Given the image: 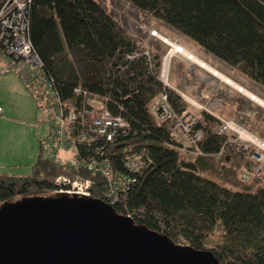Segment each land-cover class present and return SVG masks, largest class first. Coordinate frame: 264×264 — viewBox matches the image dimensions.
I'll list each match as a JSON object with an SVG mask.
<instances>
[{
  "label": "trees",
  "instance_id": "trees-1",
  "mask_svg": "<svg viewBox=\"0 0 264 264\" xmlns=\"http://www.w3.org/2000/svg\"><path fill=\"white\" fill-rule=\"evenodd\" d=\"M129 1L264 86V0ZM5 2L0 0V9ZM29 20L34 47L62 94L73 96L77 86L108 94L112 110L130 121L129 132L112 145L117 166L125 171L127 146L146 148L151 155L152 161L125 190V200L115 205L118 212L171 241L184 238L202 252H213L221 264H264V171L243 178L245 167L255 171L250 153L216 131L221 121L207 110L196 125L204 132L198 147L202 153L190 158L175 148L174 121L160 123L150 106L164 91L178 116L189 105L159 79L162 56L152 50L154 71L146 56L122 70L126 54L141 44L99 0H33ZM77 175L93 180V198L107 201L110 185L101 174L60 165L41 148L31 174L0 171V205L34 193H54L58 177ZM211 241L214 247L207 245Z\"/></svg>",
  "mask_w": 264,
  "mask_h": 264
},
{
  "label": "built area",
  "instance_id": "built-area-1",
  "mask_svg": "<svg viewBox=\"0 0 264 264\" xmlns=\"http://www.w3.org/2000/svg\"><path fill=\"white\" fill-rule=\"evenodd\" d=\"M32 1L6 0L1 7L2 55L11 57L13 69L18 70L34 95L39 119L50 127L49 135L42 141L43 154L60 165L75 167L78 172L101 174L110 185L106 194L107 202L115 206L125 200V190L136 182V175L152 161L151 155L146 148L127 146L123 155L125 171L117 166L111 154L112 145L120 136L129 132L130 121L112 110V99L108 94L91 92L82 86L75 87L71 97L62 94L54 78L46 73L44 61L30 36L29 11ZM149 35L169 46L168 52L161 60L158 75L166 86H170L171 64L175 58L189 59L199 64L195 59L197 55L184 43L171 39L158 28H152ZM147 41L146 44H141L140 49L126 54V62L120 65L122 70L129 69L130 62L142 56L147 57L149 69L155 70L154 54ZM150 109L160 123L174 121L173 136L178 142L175 148L186 152L190 158L202 153L198 147L204 138V132L196 128L199 118L189 109L178 116L166 91L157 96ZM2 111L0 108V115ZM219 129L220 132L232 130L237 134L236 141L240 142L245 150H255L253 158L256 159L257 167L255 165V171L245 167L244 179L249 180L256 172L264 171L262 138L234 121H226L223 128L221 126ZM106 147H109L107 153L104 151ZM193 147L197 149L192 150ZM57 185L55 192L92 196L94 182L90 178L83 179L80 175L75 178L60 176L57 178ZM128 216L133 218L132 215Z\"/></svg>",
  "mask_w": 264,
  "mask_h": 264
},
{
  "label": "water",
  "instance_id": "water-1",
  "mask_svg": "<svg viewBox=\"0 0 264 264\" xmlns=\"http://www.w3.org/2000/svg\"><path fill=\"white\" fill-rule=\"evenodd\" d=\"M0 264H221L178 245L104 199L69 192L0 205Z\"/></svg>",
  "mask_w": 264,
  "mask_h": 264
},
{
  "label": "rangeland",
  "instance_id": "rangeland-1",
  "mask_svg": "<svg viewBox=\"0 0 264 264\" xmlns=\"http://www.w3.org/2000/svg\"><path fill=\"white\" fill-rule=\"evenodd\" d=\"M99 1L104 5L106 10L114 16V18L118 21L119 25L121 27H123L125 30H127V32L130 34V36H132V38L134 39V41L137 44H143V43L146 44V41L148 40L147 42H149L151 49L158 56H162V58H163L164 55L168 52L169 46L167 44L163 43L161 40H159L157 38H153L149 35L150 30L152 28H158L164 34L169 36L171 39L178 40V41L184 43L191 52H193L197 55V57L199 58V60L201 62L206 63L210 67V68L207 67V69H209L213 73H215V71L221 69L217 64L214 63V61L208 55H206V52H205V50H203L201 45H198L196 42L187 38L183 34L178 33L177 31H173V30H175V28L166 24L161 19L155 17L153 15V13H151L150 11L142 10V9L136 7L129 0H99ZM167 25L170 26L173 30L167 29L166 28V27H168ZM162 26H164V27H162ZM170 27H168V28H170ZM174 60L175 61L176 60L183 61L182 62L183 66L182 65L179 66V69H181V71H186L189 69L195 70L197 67H200V66L203 67L206 65V64H202L201 62L198 64L197 62L190 61L189 59L175 58ZM174 60L172 61L171 70H170V86L177 89L182 94V96L188 102L189 111L192 112L200 120L201 112L203 110H205V106L201 105V104L197 105V101L193 97H191V95L188 92L185 93L184 91L179 90L177 88L179 86H178L177 82H175V80H176L175 77L177 75V69L176 68H178V65L177 66L175 65ZM12 62L13 61L11 60V57L8 55H2L0 57V103L3 99H6V102L10 101L13 103L15 101V98L21 97L19 90L16 88V85H14V82L12 81V79L10 77L14 78V76H15L17 78H20V77L22 78V76L20 75V73L18 72V70L16 68L13 69ZM212 65L216 66L218 69ZM178 73L180 74L181 72H178ZM240 73H242V72H240ZM182 75H185V74L183 73ZM243 75H245V74H243ZM5 77H6V79H5ZM181 81L184 82V79H182ZM260 85H262V84H260ZM217 86H219V87H217V89L208 88L209 91H211V93L213 95L212 99H214L216 102V99L218 98L219 101L222 103V109L224 111V116H223L224 118L219 117L221 122L216 127V131L220 132L219 128L221 126L223 128L226 121H234L237 124L244 126L245 128H247L248 130H250L251 132H253L254 134H256L257 136H259L260 138H262L264 140V105H262L261 103H260L261 104L260 105L258 101L256 102L255 98H253V97H251V95L247 94L248 96H250L252 99L255 100V101H253L254 104H256L255 106H258V108H257L258 110H256V109L254 110V108H256V107H253L251 105L252 103H249L251 101H246L245 99H239L237 97L238 96L237 93H235V92H234L233 97L231 98V97L227 96V94H225V91H222L223 89L222 90L220 89V88H222V87H220L221 86L220 84ZM239 86H240V84H239ZM249 88L253 89L252 87H249ZM259 88H261V87H259ZM247 90H249V89H247ZM249 92H251V91L249 90ZM259 96L261 98H264V94H259ZM188 97H191L192 99H194V101L191 99L189 100ZM34 102H35V100H34ZM35 108H36L35 112L37 114V109H38L37 104H35ZM39 125L42 127L41 133L43 134V137H42V141H43L49 135L50 127L46 122H43V121ZM26 127L27 126H25L23 124H19L18 121L14 122V124H10V126H9V130L7 131V134L9 135V137L11 134L14 136V142L17 143V146H15V147H17V149L18 148L19 149L21 148V150L25 149V146H21V144L30 141L31 137L29 136V131H27V129H25ZM222 133H227L231 137V139L236 142L235 137L237 134L235 132H233L232 130H225ZM6 140H8L7 136H6ZM238 144H240V142H238ZM261 145H264V143L261 142ZM247 152L250 153V156H251L252 160L254 161V164L257 167L256 161H255L256 159L253 158V154H254L255 150L251 149ZM33 163H35V162H33ZM17 165H19V167L7 166L6 170L11 172V173H22V174L31 172L30 167H27L26 165H24L23 162H18ZM52 195H53V192H40V193H34L31 195H28V197L49 198ZM23 197L24 196L19 197L17 199H22ZM218 230H220V227H218ZM177 244L178 245H187L188 243L184 238H181L180 242ZM207 245L209 247H214L215 241H211V242L207 243Z\"/></svg>",
  "mask_w": 264,
  "mask_h": 264
},
{
  "label": "crops",
  "instance_id": "crops-1",
  "mask_svg": "<svg viewBox=\"0 0 264 264\" xmlns=\"http://www.w3.org/2000/svg\"><path fill=\"white\" fill-rule=\"evenodd\" d=\"M168 27L166 28L172 29L171 27L170 28ZM173 31H177L178 33H181L176 29ZM183 35L191 39L189 36L185 34ZM202 48L203 50H205L206 55H208L214 61V63L221 68L220 69L221 72L225 73L236 83H239L241 86L249 89L251 92L255 93L256 95L259 96V94H264V86L257 83L254 79L246 75H243L235 67L226 63L224 60L216 57L212 53L208 52L204 47ZM182 62L183 61L181 60L175 61V65L176 66L178 65V68H176L177 75L175 77L176 78L175 82H177L179 86L177 88L186 93L188 92L191 95V97H193L197 101V105L200 104L204 105L205 110L214 114L218 118L219 117L224 118L222 103L219 101L218 98L216 99L215 102V100L212 99L213 95L211 91H209L208 89V88L217 89V87H219L217 85L220 84L221 85L220 87H222L220 89L221 90L223 89L222 91H225V94H227V96L232 98L235 92L237 93L238 95L237 97L239 99H245L246 101H251L249 103H252L251 105L253 107H256L254 108V110L255 109L258 110L257 109L258 106H255L256 104H254L253 102L255 100L252 99L247 94H245L242 90H240L236 86L230 84L228 81L222 79L220 76H218L217 74L213 73L212 71H210L205 67L200 66L197 67L195 70L189 69L186 71H181V69H179V66L180 65L183 66ZM214 67L217 68L216 66ZM178 72L181 73L179 74ZM183 73L185 75H182ZM10 78L14 82V85H16V88L19 90L21 97L15 98V101L13 103L10 101L6 102V99H3L0 103V108L3 109L2 114L0 115V171L8 172L13 175H23V174L29 175V173L30 174L32 173V167L37 162L38 157L40 155V149L42 147L41 141L43 134L41 133L42 127L39 125L42 121L39 119L38 114H36L35 112L36 111L35 104L37 103L34 98V95L30 91L28 86L25 84L23 79L21 77L17 78L15 76L14 78L12 77ZM182 79H184V82L181 81ZM258 86L261 88H259ZM249 87H252L253 89H250ZM16 121H18L19 124H23L27 126L25 129L29 131V136L31 137L30 141L21 144V146H25V149L22 150L21 148L17 149V147H15L17 146V143L14 142V136L11 134L9 137V135L7 134L10 124H14V122ZM6 136L8 140H6ZM18 162H23L24 165L30 167L31 172L22 174V173H11L6 170L7 166L19 167V165H17Z\"/></svg>",
  "mask_w": 264,
  "mask_h": 264
},
{
  "label": "bare ground",
  "instance_id": "bare-ground-1",
  "mask_svg": "<svg viewBox=\"0 0 264 264\" xmlns=\"http://www.w3.org/2000/svg\"><path fill=\"white\" fill-rule=\"evenodd\" d=\"M169 48V47H168ZM195 57V56H194ZM195 59L200 63L201 61L199 60V58L196 56ZM202 64H206L201 62ZM203 66V65H202ZM203 67H208L210 68L207 64ZM215 71V70H214ZM215 74H217L218 76H220L222 79L228 81L230 84L236 86L237 88H239L240 90H242L243 92H245L248 95H251V97L255 98L256 101H258L259 103H261L262 105H264V99L261 98L260 96L256 95L255 93L249 92V90H247L246 88H244L243 86H239L238 83H236L234 80H232L230 77H228L225 73L221 72L220 70L215 71ZM172 76V75H171ZM174 86V85H173ZM175 87V86H174ZM184 93V92H183ZM186 93V92H185ZM159 96V95H158ZM188 99L193 100L191 97H188Z\"/></svg>",
  "mask_w": 264,
  "mask_h": 264
}]
</instances>
